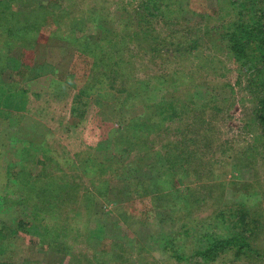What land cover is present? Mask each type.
Segmentation results:
<instances>
[{
    "label": "rangeland",
    "instance_id": "obj_1",
    "mask_svg": "<svg viewBox=\"0 0 264 264\" xmlns=\"http://www.w3.org/2000/svg\"><path fill=\"white\" fill-rule=\"evenodd\" d=\"M47 1L37 0L38 4ZM59 2L66 4L69 0ZM138 2L84 0L78 11L86 14L89 5L98 3L96 6L109 19L106 25L118 29L122 26L117 18L120 8L132 10ZM219 6L217 0H191L192 10L184 6L180 17L171 15L165 24L158 17L154 26L161 38H165L168 49L145 55L139 48L129 47L128 53L134 57L130 59L133 64L127 65L126 75L146 86L152 101H174L182 108L171 128L160 136L168 140L181 130L189 131L191 128L185 124L196 116L204 118L199 134L210 137L203 146L202 142L198 144L196 150L201 160L195 159L187 167L191 173L184 184L172 190L163 188L156 195L148 193L135 198L131 195V199H121V202L97 198L91 203L88 215L79 216L81 227L89 231L94 242L105 246L109 240L132 241V245H126L130 247L133 262H140L142 258L143 264H184L171 259L162 248L168 230L178 228L184 220L191 225L190 234L173 242L182 252L190 253L195 244H201L195 235L202 232L244 235L252 252L235 258L229 251L214 264H264V151L260 147L264 138L250 116L253 103L246 87V75L224 47L214 46L204 37V26L233 18ZM13 7L18 18L25 22L31 2L17 1ZM101 26L87 24L77 36L87 34L96 38ZM62 28H66V21ZM34 35L37 41L32 49L17 44L9 57L17 62V70L22 68L19 62L32 67L43 64L48 74L25 84V74L5 67L7 60L0 57V67L5 70L0 76V264L68 263V255L46 249L36 236L17 226L29 219L25 209V184L20 179L25 167L30 177L48 167L54 178L77 181L80 172L71 169L66 161L68 157L81 153L80 158H85L91 153L89 146L111 138L127 124L130 116L150 114L146 110L148 105H121L122 95L114 102L90 103L78 119L71 113L72 96L84 82L91 59L65 40L50 36L45 29ZM194 39H198L197 47L184 53L183 44ZM39 70L45 72L41 67ZM101 85L109 86L108 83ZM204 98L212 102L202 107L199 104ZM194 133L187 132V136ZM156 140L154 144L159 146ZM27 143L31 150L25 155ZM103 152L102 149L101 154L97 151L93 154L102 159ZM134 162L139 165L138 161ZM146 172L149 170L142 168L141 177ZM195 175L200 176L197 181ZM87 178L83 177L84 183ZM185 194H188L186 199ZM153 197L162 206L155 208ZM172 202L177 203L176 213L169 207ZM221 210H225L222 217ZM88 246L93 248L94 244ZM81 247L82 244L77 245L76 250Z\"/></svg>",
    "mask_w": 264,
    "mask_h": 264
},
{
    "label": "trees",
    "instance_id": "obj_2",
    "mask_svg": "<svg viewBox=\"0 0 264 264\" xmlns=\"http://www.w3.org/2000/svg\"><path fill=\"white\" fill-rule=\"evenodd\" d=\"M17 1L21 0H0V57L4 56L7 60L5 67L13 68L17 74H25V84L48 74L49 70L46 66L43 68V64L32 67L23 62L18 63L22 68L17 70V62L9 55H12V49L17 44H25L26 49H32L37 41L34 34L42 28L50 36L65 40L78 53L91 59L84 82L76 92L74 90L72 96L71 113L78 119L84 115L90 103L114 102L122 95L121 105H148L146 110L150 111L145 116H130L127 124L111 138L89 146L91 153L86 156V152L85 158H80L81 153H75L73 158L68 157L66 161L71 169L80 172L77 181L54 178L48 167L30 177L25 167V174L20 179L25 184V209L29 219L19 222L17 226L36 236L46 249L68 255L67 264H143L142 258L140 262L131 260L130 247L126 244L132 245V241L109 240V245L105 246L94 242L89 231L81 227L79 216L88 215L91 203L97 198L106 202L115 199L121 202V199H131V195L141 197L148 193L156 195L163 188L172 190L176 185L184 184V179L190 175L187 167L195 159L201 160L196 150L200 146L198 144L202 142L203 146L205 139L210 138L208 134H199V126L203 125L204 118L193 116L192 121L185 124L191 128L189 131L181 130L175 138L163 139L160 135L171 128L172 121L182 108L174 101H152L147 95L146 86L126 75L127 65L133 64L130 59L134 57L128 53L129 47H137L145 55L168 49L165 38L157 33L154 21L161 17V22L165 24V19L171 15L180 17L184 6L191 11V0H139L132 10L120 8L117 18L122 26L118 29L106 25L109 19L102 8L96 6L98 3L89 5L86 14H80L78 8L84 0H69L66 4L59 0H48L44 4H38L37 0H25L31 2V8L28 19L22 22L13 7ZM217 3L223 12H230L233 18L225 23L214 22L204 26V37L214 46L224 47L238 69L246 75V87L253 103L250 116L264 138V0H217ZM65 21L64 29L62 25ZM87 24L102 25L96 38L87 34L77 36L78 32H84ZM8 33H12V36ZM197 41L194 39L183 44L181 50L188 54L197 47ZM40 67L45 72L40 71ZM0 71L1 76L5 70L0 67ZM101 83H108L109 86L105 88ZM95 89L99 90L94 92ZM210 102L212 99L204 98L199 105L205 107ZM192 105L193 108L196 106L194 103ZM187 132L195 133L187 136ZM154 139L160 143L159 146L154 144ZM261 142L260 147L264 151V141ZM29 145L27 143L25 146V155L30 153ZM102 149V159H98L93 152L100 153ZM135 160L139 165L133 164ZM142 168L149 170L145 175L143 173L144 178L140 173ZM85 176L88 177L86 183L83 181ZM197 177L200 178L195 175L194 179ZM153 198L155 208L162 206L158 205L157 197ZM186 198L188 194H185ZM82 207L85 211H82ZM169 207L174 213L178 212L176 202ZM224 211L219 212L221 217ZM70 212L72 215H69ZM183 221L178 228L168 230L164 239L161 238L162 248L177 262L214 264L229 251L238 258L253 250L244 235L202 232L195 235L202 243L195 244L190 253H184L173 246L174 239L190 234L191 225ZM81 244L82 247L76 250V246ZM87 244H94V247L90 248Z\"/></svg>",
    "mask_w": 264,
    "mask_h": 264
}]
</instances>
